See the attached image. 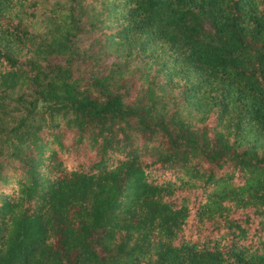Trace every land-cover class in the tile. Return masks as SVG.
I'll use <instances>...</instances> for the list:
<instances>
[{"label": "trees", "instance_id": "trees-1", "mask_svg": "<svg viewBox=\"0 0 264 264\" xmlns=\"http://www.w3.org/2000/svg\"><path fill=\"white\" fill-rule=\"evenodd\" d=\"M0 264H264V0H0Z\"/></svg>", "mask_w": 264, "mask_h": 264}, {"label": "rangeland", "instance_id": "rangeland-1", "mask_svg": "<svg viewBox=\"0 0 264 264\" xmlns=\"http://www.w3.org/2000/svg\"><path fill=\"white\" fill-rule=\"evenodd\" d=\"M103 62L106 63V64L109 63L110 62V58L109 57H104L103 58ZM88 67H89V65L87 66V69H88ZM96 68H97V65L89 67L91 72H93ZM24 106L25 105H18V104H13L12 105V108L14 109L15 117H18L20 115L18 112H24ZM16 108H18V109H16ZM41 115H43L45 117L41 118ZM45 118L48 119L47 108L44 106V104L42 102L38 101L36 103V105H35L33 113L30 115V117L28 119L30 121H32V122H39L40 125H41V124H45L46 121L42 122L43 119L45 120ZM57 121L59 123H62V118L60 116H58L57 117ZM5 149L8 150V148H5Z\"/></svg>", "mask_w": 264, "mask_h": 264}]
</instances>
